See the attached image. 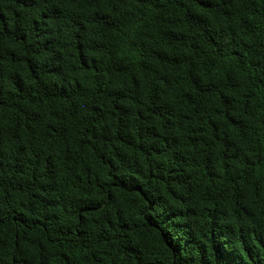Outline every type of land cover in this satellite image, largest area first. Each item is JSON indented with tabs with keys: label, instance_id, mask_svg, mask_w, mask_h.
Returning <instances> with one entry per match:
<instances>
[{
	"label": "trees",
	"instance_id": "obj_1",
	"mask_svg": "<svg viewBox=\"0 0 264 264\" xmlns=\"http://www.w3.org/2000/svg\"><path fill=\"white\" fill-rule=\"evenodd\" d=\"M0 264H264V0H0Z\"/></svg>",
	"mask_w": 264,
	"mask_h": 264
}]
</instances>
